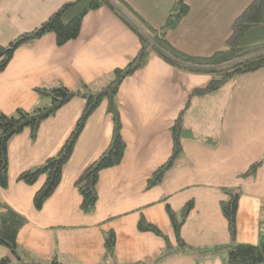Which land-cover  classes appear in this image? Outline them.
<instances>
[{
  "label": "crops",
  "instance_id": "0c3cea01",
  "mask_svg": "<svg viewBox=\"0 0 264 264\" xmlns=\"http://www.w3.org/2000/svg\"><path fill=\"white\" fill-rule=\"evenodd\" d=\"M70 1L74 0H0V46L33 30ZM125 1L158 28L176 0ZM202 6L219 13L225 2L205 1L197 9L200 14L193 12L191 4L187 15L167 32L174 47L195 56L211 55L223 46L225 36L218 23L214 32L210 24L200 22L207 17ZM191 16L195 18L189 19ZM208 31L216 37L204 38L210 35ZM200 40L206 42L198 47ZM139 48L137 36L109 9L88 12L76 39L57 46L49 33L15 50L0 72V112L10 114L18 108L32 110L46 104L36 87L76 89L83 83L99 90L110 82L114 69L124 67ZM209 80V75L176 68L155 53L123 79L116 100L125 151L118 165L99 173L98 200L91 214L80 209L75 181L111 141L113 122L106 101L88 118L59 185L39 210L32 200L44 177L33 185L17 177L58 152L73 130L84 100L75 97L44 120L35 139L28 129L13 136L7 144L8 187L0 188V202L27 219L16 238L23 261L227 264L223 246L230 245L229 235L220 210V202L227 198L221 191L225 187L241 190L235 242L257 244L264 236V160L254 176L241 178L239 174L264 157V67L242 74L216 91L192 94ZM177 119L184 129L183 151L161 183L147 187V181L172 153L171 128ZM189 200L194 206L181 227L185 246L180 247L166 205L179 218ZM141 218L168 237V248L160 236L137 229ZM110 232L115 245L113 254L107 256L104 240ZM164 252L168 256L155 262ZM7 255V248L0 245V258Z\"/></svg>",
  "mask_w": 264,
  "mask_h": 264
},
{
  "label": "trees",
  "instance_id": "16d2710c",
  "mask_svg": "<svg viewBox=\"0 0 264 264\" xmlns=\"http://www.w3.org/2000/svg\"><path fill=\"white\" fill-rule=\"evenodd\" d=\"M101 7L109 9L137 36L140 42L138 53L124 67L114 69L110 82L99 90H91L83 83L76 89H70L64 85L36 87L35 91L38 95L46 98V104L32 110L18 108L10 114L0 112V188L6 189L8 187V141L26 129L29 130L31 139H35L39 126L44 120L54 116L71 99L79 97L84 100V108L58 152L39 165L22 171L17 177L18 181L26 185H33L41 177H44L42 186L33 195V205L37 210L42 207L45 200L53 194L59 185L63 168L71 157L88 118L101 102L106 101L107 112L111 114L113 122L111 141L103 153L75 181V186L81 195L80 209L86 214L95 211L98 200L99 173L118 165L125 151L116 100L119 86L124 78L133 74L145 63L151 53L157 54L176 68L191 73L209 75L208 84L203 89H195L192 94L216 91L236 77L264 67V0H252L244 8L232 22L230 34L224 45L209 56H195L183 52L168 40V30L174 29L189 12V6L184 0H177L172 4L164 24L158 28L151 26L125 0H74L59 6L33 30L19 34L7 45H1L0 72L8 65L19 46L31 43L45 34H53L57 46L76 39L80 34L85 15ZM183 131L180 120L177 119L171 128L172 153L147 181V187L161 183L165 173L173 167L175 160L183 151ZM263 160L264 157L250 164L246 171L239 174V177L254 176ZM221 191L227 198L220 202V210L227 221L229 235L231 239H234L237 233V209L241 190L235 187H225L221 188ZM193 206L192 200L186 202L182 206L178 218L170 206L166 205V211L180 247L185 246L180 235L181 227ZM26 222L25 217L15 212L6 203L0 202V245L6 247L10 253V255L0 258V264H38L25 262L18 254L16 238ZM137 229L160 236L165 240L168 248V237L155 225L141 218L137 223ZM104 245L105 255H112L115 245V236L112 232L106 235ZM223 247H226L227 251V264L264 263V236L257 244L236 243ZM166 256H168V252L162 253L155 262ZM50 264L60 263L52 260Z\"/></svg>",
  "mask_w": 264,
  "mask_h": 264
},
{
  "label": "rangeland",
  "instance_id": "374dc122",
  "mask_svg": "<svg viewBox=\"0 0 264 264\" xmlns=\"http://www.w3.org/2000/svg\"><path fill=\"white\" fill-rule=\"evenodd\" d=\"M147 1L150 3V0H147ZM184 1L189 6V10H190L191 4H192V8L194 10L193 12L194 13H197V14H200L201 12H197V9L199 8L200 5H202L203 2L207 1L209 3H213V4L215 3L216 4L219 0H184ZM251 1L252 0H224V2H225V9H224V11H219V13H218L217 10H215V8H206L205 6H202L200 9H206V10H204L202 12L205 13V15L207 17H205V16L202 17L201 20H200V22H207L208 24H210L211 27H212L211 29L214 32H217V31H215L213 29L214 28V25L218 23L221 31L225 34L224 39L221 42V44H222L223 42H225L226 38L230 34V26H231L232 22L244 10L245 7L239 13H237V12L243 6H247ZM217 13H218L217 16L214 15V14H217ZM236 13H237V15H236ZM210 14L211 15H214V16L213 17H210ZM191 18H195V17L194 16H191L189 19H191ZM212 31H210V32L208 31V33L210 35L204 36V38H208L209 36L215 38L216 35L211 34ZM220 36H221V34H220ZM204 42H206V40H200L198 42V47H200L201 45H203ZM223 45H224V43H223ZM263 214H264V212H263ZM263 223H264V219H263ZM228 235H229V232H228ZM235 238H236V236H235ZM235 238L234 239H231V237L229 235V243L230 244H236Z\"/></svg>",
  "mask_w": 264,
  "mask_h": 264
}]
</instances>
